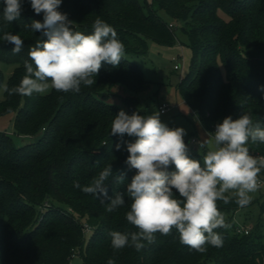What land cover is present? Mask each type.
<instances>
[{"label":"trees","instance_id":"obj_1","mask_svg":"<svg viewBox=\"0 0 264 264\" xmlns=\"http://www.w3.org/2000/svg\"><path fill=\"white\" fill-rule=\"evenodd\" d=\"M3 6L0 0V61L15 68L7 79L0 68V91L5 85L18 86L26 74L29 49L40 39L26 25L43 21V13L35 14L29 0H24L20 19L11 23L3 20ZM158 9L182 22L188 36L191 68L178 89L204 128L213 132L226 116L235 120L243 112L264 126V0H62L59 10L75 30L90 34L99 17L116 30L125 55L118 67L102 64L96 84L81 86L79 93L51 89L28 97L4 91L0 115L15 112V131L38 138L19 145L0 130V264H107L109 259L115 264H264V198L258 200L260 213L248 234L235 231L241 207L234 194L226 193L233 196L228 204L217 202L231 225L215 230L222 247L206 245V252H197L182 244L173 229L167 236L156 233L154 243L143 241L140 251L125 247L115 252L109 232L137 230L125 219L130 200L125 194V206L107 212L94 195L81 190L109 163L114 172L106 181L109 196L126 192L135 174L125 164L124 144L135 137L121 140L110 136V129L121 109L129 115L142 113L148 81L128 55H146L149 40L176 42L175 24L163 20ZM5 32L24 40L18 54L3 41ZM248 146L252 155L264 156V144ZM120 173L124 184L116 183ZM258 175L264 178V169ZM76 255L80 263L73 262Z\"/></svg>","mask_w":264,"mask_h":264},{"label":"clouds","instance_id":"obj_2","mask_svg":"<svg viewBox=\"0 0 264 264\" xmlns=\"http://www.w3.org/2000/svg\"><path fill=\"white\" fill-rule=\"evenodd\" d=\"M35 14L43 13V21L33 20L26 25L40 39L30 47L24 62L26 74L18 86L4 91L9 96L46 94L50 89L62 93H79L81 86L96 84V77L107 63L118 67L125 55V46L118 39L116 30L97 17L92 32L85 34L73 27L74 22L61 12L62 0H29ZM24 0H3V20L11 23L20 19ZM46 37V39H44ZM3 41L13 45L18 54L24 40L10 32L3 34ZM264 92V85L260 86ZM161 113L131 115L120 110L111 122L110 136L135 137L134 142L124 141L128 156L125 164L135 174L126 184V192L109 196L106 181L113 176L112 164H106L91 182L83 186L73 181L85 194L94 195L107 212L125 206V194L130 200L125 219L136 231H110L111 247L118 252L125 247L137 251L144 248L143 241L155 242L156 233L170 235L175 229L180 242L200 253L206 245L223 246L222 236L215 231L231 227L218 210L217 202L228 204L233 196L243 208L251 202L249 193L259 187L258 174L264 169V156L250 153L249 143L264 144V126L254 122L252 113L243 112L233 120L229 115L215 125V131L197 141L199 149L206 152L201 160L189 156L182 127L170 128L161 122ZM121 150V144H116ZM174 166L175 171H169ZM116 183H125V174L116 175ZM107 264H115L109 259Z\"/></svg>","mask_w":264,"mask_h":264},{"label":"rangeland","instance_id":"obj_3","mask_svg":"<svg viewBox=\"0 0 264 264\" xmlns=\"http://www.w3.org/2000/svg\"><path fill=\"white\" fill-rule=\"evenodd\" d=\"M157 13L163 20L175 24L176 42L173 45H165L149 40V51L146 55H128L140 65L148 81V88L142 93L143 105L140 115H150L154 111L160 112L159 106L162 103H168L170 109L166 113L160 112L161 122L167 126L173 125L174 128H184L187 132L184 140L189 152L194 154L193 157L196 160L202 162V149L198 148L197 142L192 141V137L198 134L197 141H199L205 139L206 133L209 132L201 124L198 114L184 101L178 89L180 80L191 68L193 51L187 34L182 30V22L174 20L164 9H158ZM175 64H178L179 68H175ZM0 68L3 69L7 79L15 65L0 61ZM3 93L4 87L0 91V98H3ZM15 115V112L0 115V130L9 133L19 145L36 140L38 135H23L15 131ZM229 193L234 194V190H230ZM249 195L252 197L249 205L236 213L235 220L241 224L251 225L260 213L258 200L264 198V186L258 187L256 192ZM262 217L264 221V213ZM73 262L80 263L81 257L76 255Z\"/></svg>","mask_w":264,"mask_h":264},{"label":"built area","instance_id":"obj_4","mask_svg":"<svg viewBox=\"0 0 264 264\" xmlns=\"http://www.w3.org/2000/svg\"><path fill=\"white\" fill-rule=\"evenodd\" d=\"M170 26H174V23H170ZM175 58V57H174ZM175 68H179L178 64H175ZM160 112L161 113H166L168 111V109H170V105L168 103H162L159 106ZM215 131V126L213 129V132ZM197 139L196 137H192V141L195 142ZM258 183H259V187H263L264 186V178L260 175H258L257 177ZM252 225L249 224H241L239 222H237L236 226H235V231L237 233H245L248 234L251 231Z\"/></svg>","mask_w":264,"mask_h":264},{"label":"crops","instance_id":"obj_5","mask_svg":"<svg viewBox=\"0 0 264 264\" xmlns=\"http://www.w3.org/2000/svg\"><path fill=\"white\" fill-rule=\"evenodd\" d=\"M194 137H196L197 140H198V138H199V137H198V134H196ZM197 140H196L195 142H197Z\"/></svg>","mask_w":264,"mask_h":264}]
</instances>
